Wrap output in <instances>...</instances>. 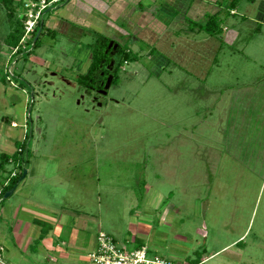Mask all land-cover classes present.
Returning <instances> with one entry per match:
<instances>
[{"label":"rangeland","instance_id":"rangeland-1","mask_svg":"<svg viewBox=\"0 0 264 264\" xmlns=\"http://www.w3.org/2000/svg\"><path fill=\"white\" fill-rule=\"evenodd\" d=\"M167 1L164 21L146 17L136 36L128 11L100 14L102 21L87 12L81 23L70 16L79 7L61 0L42 14L54 31L44 28L35 47L27 38L12 56L0 6V153L12 154L31 134L23 154L27 176L0 196L4 264L42 258L38 239L24 250L14 232L26 195L29 208L47 218H72L65 236L83 217L85 239L101 230L129 251L139 244L128 234L131 219L152 216V234L142 240L156 251L150 256L264 264V0H236L235 14L220 0L218 36L192 31L187 19L204 22L196 14L217 7L213 0H186L177 15L178 0ZM100 34L108 39L110 64L79 84ZM120 49L138 59L119 65ZM12 75L18 80L5 79ZM13 168L0 167V189ZM46 221L33 220L49 229Z\"/></svg>","mask_w":264,"mask_h":264},{"label":"crops","instance_id":"crops-1","mask_svg":"<svg viewBox=\"0 0 264 264\" xmlns=\"http://www.w3.org/2000/svg\"><path fill=\"white\" fill-rule=\"evenodd\" d=\"M158 0H151V3L148 5L142 4V0H69L68 3L69 5L75 7L78 6L80 11H76V9H73V15H70L75 21H80L81 23H84L83 16L85 13L88 12V15H90L93 12H96V16L99 17V19L102 21L103 16L100 14H104V16L111 17V18H117L121 15H123L125 12L129 13L128 19L131 22L130 24L134 26L133 28L136 30L137 35L143 34L142 28H145L144 21L146 17H154L153 19H157L159 22H162L163 18L166 16L164 15L163 18L160 17L161 13V7L165 8L166 10H170L168 8V1L164 2H159V6H157ZM214 1V0H213ZM182 2V4H180ZM132 5H137V9L132 10ZM129 5L131 9L129 8ZM144 5V7H143ZM164 5V6H163ZM188 3L186 0H178L177 2V12H174L176 15L178 14V11L181 10L182 8L187 7ZM189 8V7H188ZM49 10V9H48ZM184 10V9H182ZM211 12H214L217 10V7H212L210 9ZM235 10V9H234ZM47 11V10H46ZM128 11V12H127ZM200 11V10H198ZM69 12V11H68ZM205 9L202 13L198 12L196 14L197 18H202L205 15ZM235 12V11H234ZM202 15L200 16V14ZM235 14V13H234ZM87 15V16H88ZM100 15V16H99ZM65 16V15H64ZM171 17V16H170ZM170 20H167L168 23H163L162 28H158V37L160 38L163 35V29H168L170 26ZM164 21V20H163ZM169 24V25H168ZM172 25V24H171ZM141 28V29H140ZM148 31V29H147ZM191 33H194L191 31ZM157 34L154 32V29L149 31V37L153 38L150 35H155ZM236 34V33H235ZM156 36V35H155ZM176 38L182 39V35H175ZM185 38L187 35H184ZM218 36V35H217ZM236 36V35H235ZM160 43V42H159ZM158 43V46H159ZM160 47V46H159ZM160 49V48H159ZM127 50V49H126ZM128 51V50H127ZM91 54V53H90ZM91 56V55H90ZM91 57H89L90 61ZM86 69V67H85ZM256 106L253 105V103H249V108H255ZM255 116V115H254ZM27 176V170H26V175L22 178L24 179ZM6 182V181H5ZM18 188L17 187L13 190L16 191ZM12 192V193H13ZM27 197L25 198L26 200V205L25 207H19L15 210L14 213V218L16 219V224L14 225V232L16 234V237L18 239V244L20 247L28 248L27 244L29 243V240L32 238H36L40 241V246H39V252L42 253V258L37 256H34L35 258L31 260L30 264H41L42 260H46L48 264H89V262L85 260L87 257L88 252H90L94 246H95V234L94 232L90 231L92 235H88V237L85 239L83 237V230H87V225L84 222L85 218L82 217L81 223L78 222H73V224L70 227V230H72L74 233H69L67 236L64 235V230L67 226V224L70 222L72 219L70 216H62L60 215L57 218H47L44 216L43 213L40 214L36 209L33 210V205H30L32 202L30 200V196L26 195ZM31 207V208H29ZM23 209V212L25 211L26 214H22L23 217H19V211ZM73 212L70 213V215ZM132 214V213H131ZM141 214H139L137 217H140ZM83 216V215H82ZM85 216V215H84ZM78 217V216H77ZM147 218H141L138 220L136 217L135 219H131L132 221L130 222L129 226V237H133L134 241L139 240L142 243V240L147 239L149 240V236L152 234V216ZM39 220L43 221V219L47 221H51V226L49 229L46 228V233L44 236L39 238V235L41 231L43 230L42 227H40V223L33 222V220ZM140 220L142 222H140ZM46 221V222H47ZM50 224V223H49ZM42 226V225H41ZM163 230V229H162ZM128 237V238H129ZM180 239H185L183 236H179ZM84 242V243H83ZM238 244V243H237ZM142 246H149V249L152 250V252H155L152 249V245H146L145 243L141 244ZM148 248V247H147ZM215 253L211 254L210 256L214 255ZM34 255H36L34 253ZM188 257H184V260H187L188 262ZM22 257H20L21 259ZM208 257H205L204 255H201L200 258H198V263L197 264H204L206 259ZM32 259V257H31ZM173 259V258H172ZM172 259L170 262L173 264H181L182 262H177L173 261ZM168 260V259H166ZM168 260V261H169ZM175 260V259H174ZM185 264V263H183ZM189 264V262H188Z\"/></svg>","mask_w":264,"mask_h":264},{"label":"trees","instance_id":"trees-1","mask_svg":"<svg viewBox=\"0 0 264 264\" xmlns=\"http://www.w3.org/2000/svg\"><path fill=\"white\" fill-rule=\"evenodd\" d=\"M24 0H0V6L3 8L5 16L8 20L9 24V30L4 36V43L10 48V55H16L21 52L20 50L24 47H21V38L23 37V17L19 16L21 13V9L23 6ZM61 0H58L56 2H60ZM67 2L69 0H66ZM210 1V0H209ZM54 2V3H56ZM214 3V6H217V10L214 12L211 11H206L204 15V22L201 24H197L195 20L190 19L187 17L188 21H191L194 24V27H190L192 31L197 28V31H204L206 34L210 36H217L223 32V28L220 25V20L218 18L219 16V11L221 10L222 3L220 0H214L212 1ZM53 3V4H54ZM235 3L236 0H228L227 4L225 5L226 7H229L230 13L234 14V8H235ZM51 4V6L53 5ZM20 6V7H19ZM51 6H48L43 10L45 12L46 10L50 9ZM42 12V14H43ZM44 28H46L47 33H52L54 30L45 26L44 20L41 16L39 19L34 32L32 33L30 37V42L33 44V47L37 45L39 42V37L43 33ZM40 29V30H39ZM38 34V35H37ZM104 35L100 34L99 36L96 37L95 43H98V46L95 48H92L91 50V59L90 63L88 66V69L85 73L79 74L78 77H76V81L79 84H82L87 77L91 76V72L95 68H100L101 69L105 68L106 66H109L110 60L112 59V56L109 55V50L107 49L105 52V46L108 43V39L103 37ZM103 45V47H102ZM13 48H16V51L13 52ZM25 50V49H24ZM122 53V60L120 64H123L129 60L131 61H136L138 59L137 54H129L128 51L125 49H120ZM116 73L113 76L112 82H116L118 77H117V69L115 68ZM4 71H6L4 69ZM6 74V73H5ZM107 74V73H106ZM12 77H15V80L12 78H6L9 82L12 81H17L18 79L16 76L12 75ZM86 77V78H84ZM17 79V80H16ZM18 84V83H17ZM19 85H22V82H19ZM29 110V108H28ZM31 131V130H30ZM30 132L27 130L23 141L20 143V145L15 149V151L12 154H7V153H0V167H3L5 164L11 162L14 165V168L12 171H10V176L9 178L6 179V182H4V187L0 189V196L3 195L7 190L10 188L14 187V189L17 187V182L19 178H21L23 174L24 165H25V159H23V154L27 152V148L29 145V137H30ZM12 172H15L14 175H11ZM9 182L7 183V181ZM21 180V179H20ZM165 202V201H164ZM164 202H161L160 204L163 205ZM160 207V206H159ZM42 225V224H41ZM42 231L39 235V238L45 235L46 233V228L42 225ZM112 236V235H111ZM113 237V236H112ZM114 238V237H113ZM115 240V239H114ZM238 243V242H237ZM142 243L139 241V244L134 247V248H139L141 247ZM132 250V249H131ZM148 253H152V250L147 248ZM198 263V258L197 259H191L189 260V264H197ZM90 264V262H89Z\"/></svg>","mask_w":264,"mask_h":264},{"label":"built area","instance_id":"built-area-1","mask_svg":"<svg viewBox=\"0 0 264 264\" xmlns=\"http://www.w3.org/2000/svg\"><path fill=\"white\" fill-rule=\"evenodd\" d=\"M58 0H24L21 13L23 17V37L21 42L29 39L42 16V12ZM16 48H13V52ZM12 172L11 175H14ZM1 248V247H0ZM146 246L133 248L127 251L123 246H117L114 238L104 231L99 230L95 234V246L88 252L87 257L93 264H173L154 254L150 256ZM0 264L4 261L0 258ZM9 264V263H6Z\"/></svg>","mask_w":264,"mask_h":264},{"label":"water","instance_id":"water-1","mask_svg":"<svg viewBox=\"0 0 264 264\" xmlns=\"http://www.w3.org/2000/svg\"><path fill=\"white\" fill-rule=\"evenodd\" d=\"M40 30V29H39ZM38 35V34H37ZM109 86V82H107L105 84V88H107ZM106 91V90H105ZM26 175V169L23 170V174H22V178ZM14 190V187L10 188L9 190H7L5 193H4V197H7L8 195L12 194Z\"/></svg>","mask_w":264,"mask_h":264}]
</instances>
